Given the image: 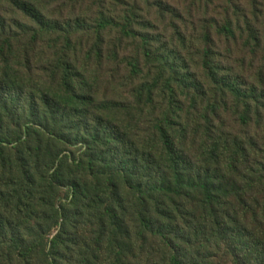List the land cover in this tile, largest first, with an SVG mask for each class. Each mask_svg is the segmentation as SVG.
Returning a JSON list of instances; mask_svg holds the SVG:
<instances>
[{"label": "trees", "instance_id": "trees-1", "mask_svg": "<svg viewBox=\"0 0 264 264\" xmlns=\"http://www.w3.org/2000/svg\"><path fill=\"white\" fill-rule=\"evenodd\" d=\"M8 2L27 22H15L16 32L0 25V179L6 187L13 168L22 175L19 182H33L31 172L23 165L25 156L39 162L52 157V150L59 145L79 146L83 158L74 160L69 179L61 180L59 175L64 164L59 159L62 153L51 160L47 189L52 192L70 187L73 199L81 197L83 189L89 188L73 179L80 170L98 183L103 181L106 200L99 204L100 212L95 217L99 223L97 245L113 234L112 248H121L123 236L129 234L120 221V217L128 216L119 183L125 198L134 203L130 217L135 228L133 242L139 245L155 238L166 250L164 264H206L205 256L193 246L192 234H186L192 233L186 219L196 197L200 199L202 217L210 220L213 238L226 243L230 264H264V206L250 204L255 186L260 185L264 192V163L247 165L251 143L240 145L210 134H201L199 141L196 136L192 138L199 123L221 119V112L229 107L242 111L238 115L240 124L248 126L255 120L264 129V118L259 112L264 109V92H260L264 79L244 86L234 77L232 81L230 74H221L224 69L211 62L210 50L209 60H203L204 83L193 82L195 79L187 77L189 72L181 76L186 68L177 51L164 47L153 53L149 47L154 41L143 35L141 55L125 60L126 83L115 84L116 91H122L117 95L124 99L108 98L104 88L107 82L99 76V68L105 61H116L118 54L105 57L99 45L103 43L102 36L99 43L79 50L72 46L71 39L87 26L85 21L64 23L47 17L32 4L34 0ZM123 20L122 38L140 36L134 31L131 18L126 16ZM118 26L102 20L94 29L97 33L113 32ZM86 29L90 32L91 26ZM215 32L217 37L231 41L243 34L241 27L229 19ZM52 36L60 37L64 43L59 46L51 40ZM42 39L47 42L45 46L40 45ZM210 39L205 34L202 41L207 44ZM244 46L256 55L260 41L251 36ZM204 51L206 56L209 50ZM34 62L38 65L35 68ZM149 66L157 75L152 81L140 79ZM164 92L168 103L156 114L155 97ZM179 99L187 102L183 103L184 108L178 106ZM199 100L206 105L200 108ZM227 176L237 177L240 188L233 183L224 188L219 185ZM0 195L3 196L1 191ZM232 197L237 203L243 197L239 208L229 203ZM53 213L52 219L57 218L61 225L50 242V255L65 248L64 241L70 237L68 230L74 228L65 220V208ZM221 216L227 224L220 221ZM202 230H195L196 241ZM12 235L13 248L20 250L19 258L28 259L31 250L22 253L25 241L17 231ZM109 252L115 257L114 264L122 263L123 250Z\"/></svg>", "mask_w": 264, "mask_h": 264}, {"label": "rangeland", "instance_id": "rangeland-1", "mask_svg": "<svg viewBox=\"0 0 264 264\" xmlns=\"http://www.w3.org/2000/svg\"><path fill=\"white\" fill-rule=\"evenodd\" d=\"M32 4L42 9L43 13L52 19L64 23L81 19L86 22L87 26H91L90 32L87 31L85 25L72 36V46L77 49L86 50L85 48L99 43L98 38L102 36L103 43L99 45L103 48L105 57L111 56V53L118 54L116 61H105L99 68V76L107 82L104 88L108 98L124 99L117 95L122 91H116L115 84L121 81L126 83L125 77L128 73L125 69V60L137 54L141 55L143 35L149 36L154 41L149 47L153 53L164 47L177 51L186 68L184 74L189 72L187 77L195 79L192 80L193 82L204 83L206 76L203 70V60L211 52V62L224 69L221 74H230L228 76L232 81L234 77L236 82L244 86V84H254L264 79V0H34ZM126 16L132 19L134 31L140 35L135 39L122 38L120 33L121 27L125 25L123 18ZM227 19L237 23L243 32L237 36L235 41L216 35V28ZM102 20H110L119 25V28H115L113 32L97 33L94 27ZM15 22L26 23L27 21L13 11L8 0H0V25L16 32L18 29ZM205 34H209L211 38L207 44L202 41ZM251 36H256L260 41V48L256 55L244 46ZM51 40L59 46L64 43L58 36H52ZM46 43L42 39L40 45L45 46ZM205 49L209 50L206 56ZM37 66L34 62L33 68ZM148 68L140 79L148 78L152 81L157 75L153 67ZM32 73L35 72L32 71ZM184 74L181 76H186ZM37 80L39 81L38 78ZM164 83L165 81L161 85L164 86ZM130 87L131 85L127 86V88ZM260 90L261 93L264 92L262 91L264 88ZM113 95L115 97H112ZM155 100V113L160 114L161 109L166 108L165 103H168L165 92L157 93ZM179 102V107L187 104L183 99H179ZM205 105L206 102L202 103L199 100L200 108ZM259 112L264 118V109H260ZM241 113V110L233 107L225 109V112H221V119L211 118L209 124L199 123L196 128L197 134L192 138L196 136V141H199L201 134H210L214 138L225 137L230 142H238L240 145L246 146L251 143L250 162L247 165L264 163V129L260 128L255 120L248 126L240 124L238 115ZM253 113L255 114V110ZM182 123H187L185 118ZM206 138L208 137L205 136ZM59 154H61L59 159H62L64 163L59 175H61V180L69 179L75 166L74 160L78 161L83 158L80 147L75 145H59L52 150V157L40 159L39 162L25 156L23 165L27 171L31 172L33 178L31 184L28 180L24 183L19 182L22 175L14 171V168L10 170L11 174H8L7 187L0 179V191L3 194V196L0 195V264H51L52 261H56L57 264H114L115 257L108 255L109 250L117 253L123 250L124 256L121 264H164L162 258L166 250L163 244L155 238L147 239L143 242L144 244L139 245L133 242L135 228L130 217L131 210H134V203L132 204L131 200L125 198L123 188L119 183L117 186L120 188L121 196L123 194L128 219L119 217L121 225L125 223L129 234L123 236L120 242L121 248L117 245L112 248L110 241L113 234L107 235L101 245L95 243L98 239L99 224L95 217L98 218L100 212L99 204L102 202L105 204L106 200L102 187L104 183L94 181L92 177L80 170L79 173L76 172L73 179L77 180L80 185L86 186L85 188H89L88 190L83 189L81 197L73 199L70 187H61L49 192L47 180L51 174L49 172L51 160ZM38 164L39 168H37ZM230 183L240 188L239 179L235 176L223 178L219 185L223 188L230 187ZM262 189L263 187L257 185L252 190L254 194V200L250 203L252 206H264ZM247 198L248 196L244 197V199ZM198 200H200L199 197H196L189 207L190 213L186 220L191 225L192 233L189 231L186 234L187 236L192 234L193 246L199 248L202 256H205L206 264H230L226 243L218 242L213 238L210 220L202 217ZM238 200L237 203L232 197L229 203L238 205L239 208L243 197ZM61 208H65L66 222L74 225V228L68 230L70 237L64 241L65 248L50 255V242L60 231L61 225L60 220L52 219L53 210L60 211ZM116 211L121 215L119 208H116ZM220 221L227 224V220L222 216ZM196 229L202 230L198 241L193 235ZM14 231H17L25 241L21 252L31 250L26 260L20 259V250L16 251L13 248L12 241L15 236L12 234Z\"/></svg>", "mask_w": 264, "mask_h": 264}]
</instances>
